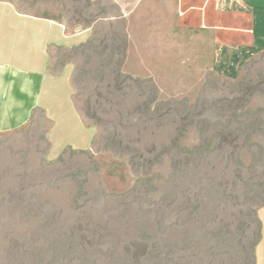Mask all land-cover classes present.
I'll list each match as a JSON object with an SVG mask.
<instances>
[{"label": "rangeland", "instance_id": "374dc122", "mask_svg": "<svg viewBox=\"0 0 264 264\" xmlns=\"http://www.w3.org/2000/svg\"><path fill=\"white\" fill-rule=\"evenodd\" d=\"M7 1L73 30L92 29L69 55L76 101L98 133L93 149L67 150L51 161L40 118L0 133V264H253L264 206V52L239 37L237 14L222 12L213 0H182L183 22L223 33L218 67L223 55L236 56L231 67L240 62L241 75L221 68L208 75L194 102L157 104L150 103L157 98L153 79H117L116 71L128 76L126 20L144 6L148 14L163 11L171 0ZM198 102L208 106L207 121L194 114L202 109L191 107ZM187 113L192 124L180 131L181 147L210 139L212 148L219 124L232 117L236 145L209 152L189 170L175 168L169 156L184 154L171 143ZM138 137L142 157L134 153ZM65 249L72 255H49Z\"/></svg>", "mask_w": 264, "mask_h": 264}, {"label": "crops", "instance_id": "0c3cea01", "mask_svg": "<svg viewBox=\"0 0 264 264\" xmlns=\"http://www.w3.org/2000/svg\"><path fill=\"white\" fill-rule=\"evenodd\" d=\"M181 5L182 0H171L167 9L151 14L144 6L126 20L123 73L153 79L157 101L186 97L194 102L208 75L221 68L241 75L240 62L231 67L236 56L223 55L218 67L215 49L225 45L223 33L212 24L183 22ZM222 12L237 14L238 27H245L239 37L264 52V0H240L234 10ZM92 36L90 27L73 30L64 21L0 35V128L11 134L40 118L50 161L67 150L94 147L98 129L76 101V66L69 55Z\"/></svg>", "mask_w": 264, "mask_h": 264}, {"label": "trees", "instance_id": "16d2710c", "mask_svg": "<svg viewBox=\"0 0 264 264\" xmlns=\"http://www.w3.org/2000/svg\"><path fill=\"white\" fill-rule=\"evenodd\" d=\"M116 74H117V79H119L122 76H124L125 78H128V79L134 81L133 77H131L129 75L128 76L123 75L119 68L117 69ZM240 83H242V81ZM233 102H234V100H233ZM150 103H157L156 96L153 98L152 102H150ZM191 107H196V108L200 107V108H202L199 111H195L194 114H195V116L199 115L200 117H202L206 121L208 120V116L205 115V113H207V111H208L207 110L208 106L206 104H204V102H198V104L196 103L195 106H191ZM229 107H231V106L229 105ZM147 109L151 110V107L148 106ZM173 109H175V108L170 107L167 112L169 113ZM184 113H185V110H184ZM232 113H234V110L232 111ZM165 115H166V113H165ZM190 116H191V114L187 113L186 115L184 114L181 117L182 125H180V126L178 125V127H177V130H179V134H178V136H176V137H174L172 139V143H171L172 144L171 148H178L179 151L182 154H184V156L182 158L176 160L174 157L169 156V151H172L170 149L171 145L165 147L166 153L170 157V160H171L172 164L175 166V168H177L178 166L183 164L182 167L184 165L186 166L184 168V170H189V166L193 165V162H194L195 165L197 164V166H199L202 162L207 161L208 156H209V152H212L213 150H217L218 148H222L224 145H229V146H235L236 145L234 143H236V140H238V138H236V137L234 139L230 138L232 131L228 127L231 124H235L234 119L232 117V120H230L228 122L227 126L224 125L223 123L219 124V126L221 127L219 129V131L217 132V136L219 137V140H217L214 143V146L212 148H210L211 145H212L210 139L204 140L203 144H200V145H198V146H196V147H194L192 149H187L185 147H181L180 144H179V140H180V138L182 137L183 134L180 131L186 130L187 126L192 124L191 121L185 122L186 120L189 119ZM161 125H163V124H160L158 126H161ZM121 126L124 127L125 125L121 124ZM119 143H123V139L120 138L119 139ZM133 143L135 145L134 148L137 149V151H135L134 153L139 155V157H142V155L140 154V151L142 149L141 145L143 143L142 138L138 137L136 140L133 141ZM127 150H128V152H130L128 146H127Z\"/></svg>", "mask_w": 264, "mask_h": 264}, {"label": "bare ground", "instance_id": "6f19581e", "mask_svg": "<svg viewBox=\"0 0 264 264\" xmlns=\"http://www.w3.org/2000/svg\"><path fill=\"white\" fill-rule=\"evenodd\" d=\"M60 21L61 20L51 18V17L21 12L10 1L0 0V35L5 34V33L14 32V31L24 30L28 28H33L37 26L56 23ZM4 132L6 131L0 128V133H4ZM257 215L259 216V219L261 221V228H260L261 238L258 243L254 244L253 264H264V206H261L258 209ZM262 222H263V225H262ZM63 250L60 253L50 251L49 255H51V258L61 257V259L67 257L68 255H72L71 253H69L70 250L68 251L66 249H65L66 251H63ZM255 251H256V255H255Z\"/></svg>", "mask_w": 264, "mask_h": 264}, {"label": "built area", "instance_id": "2783aa9c", "mask_svg": "<svg viewBox=\"0 0 264 264\" xmlns=\"http://www.w3.org/2000/svg\"><path fill=\"white\" fill-rule=\"evenodd\" d=\"M216 7L221 11L234 10L240 3V0H213Z\"/></svg>", "mask_w": 264, "mask_h": 264}]
</instances>
